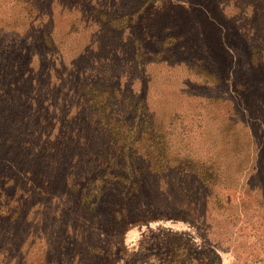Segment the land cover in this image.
<instances>
[{
  "label": "rangeland",
  "instance_id": "374dc122",
  "mask_svg": "<svg viewBox=\"0 0 264 264\" xmlns=\"http://www.w3.org/2000/svg\"><path fill=\"white\" fill-rule=\"evenodd\" d=\"M253 47L264 49V0H0V176L31 162L44 173L32 198H13L0 264H264V59ZM87 85L139 103L165 147L160 166L139 144L141 184L120 213L113 192L82 209L55 162L68 150L43 152L47 163L35 161L43 142L24 146L41 115L54 133L75 116L86 124ZM121 215L163 218L125 228Z\"/></svg>",
  "mask_w": 264,
  "mask_h": 264
},
{
  "label": "trees",
  "instance_id": "16d2710c",
  "mask_svg": "<svg viewBox=\"0 0 264 264\" xmlns=\"http://www.w3.org/2000/svg\"><path fill=\"white\" fill-rule=\"evenodd\" d=\"M45 37L50 39V35H45ZM252 58L257 65L263 63L264 49L253 47ZM85 88L84 100L89 110L86 124H78L79 118L75 116L71 122L63 121L62 126L58 127L59 131L54 133L48 129L50 127L48 116L41 115L39 117L41 123L48 128L40 127V130L35 129L29 134L25 131L24 146L36 147L43 142L45 147L40 149V156L38 158V155L33 156L32 159L37 158L35 161H40L42 157L47 163L49 156L43 152L50 151L55 156L60 153L61 148L68 150V154L63 155L59 161L55 162L67 170L65 185L72 187L73 191L78 194L82 209H96L102 199L113 192L122 198L118 206L120 213L121 208H125V205L136 197L141 184L137 160L139 144L142 141L145 142V149L160 166L164 164L165 147L161 145V138L157 134L153 139L151 119L145 113V108L142 110L143 115H139V103L131 100L126 103V98L118 88L97 85H87ZM45 117L48 119L45 120ZM29 119L27 117L25 122H28ZM92 132L94 136L101 137L107 145L97 147L93 142ZM109 153L116 157V159L113 158L114 162H111L112 158ZM50 161L54 160L50 159ZM30 164L29 175L26 171L18 169L12 174L7 175L5 172V175L0 176V198L6 192L12 194V199H9L4 206L0 202V233L4 232L6 228L4 219L12 216L9 214L14 206L15 199L13 198L17 195L21 196V194L22 197H27L29 194L32 198L30 192L35 193L38 190L35 185L39 184L36 178L41 176L35 177L34 175H44V173L37 169V165H32L33 162ZM111 174L117 176H108ZM19 180L23 181V185ZM28 183L29 187H32L31 189L27 188ZM48 184L49 181L45 180L44 184L39 187L45 189ZM13 216L18 218L19 215ZM151 218L163 217L162 215H155V217L143 215L131 219L127 215L126 217L121 215L116 220H118L117 223L123 222L125 228H129L136 224H144L145 221L152 220Z\"/></svg>",
  "mask_w": 264,
  "mask_h": 264
}]
</instances>
